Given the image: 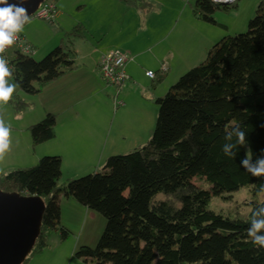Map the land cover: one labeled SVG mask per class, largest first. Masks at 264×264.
<instances>
[{
    "label": "trees",
    "instance_id": "trees-1",
    "mask_svg": "<svg viewBox=\"0 0 264 264\" xmlns=\"http://www.w3.org/2000/svg\"><path fill=\"white\" fill-rule=\"evenodd\" d=\"M120 1L142 14L154 10L149 0ZM236 7L237 3L213 5L210 0H197L193 13L205 23L218 25L216 12ZM248 28L237 40H220L203 63L157 99L159 112L148 143L128 154L110 156L101 172L61 185L62 158L54 155L0 176V191L38 196L45 203L40 235L23 264L48 247L50 231H59L62 242L69 239L70 232L61 223L60 195L107 221L96 248L83 246L76 254L85 263L264 264V249L254 246L247 234L251 214L264 200L251 202V211L243 218L208 209L212 196L244 186L250 187L254 197L262 193L264 176L253 177L241 161L247 148L253 161L264 149V0ZM84 36L82 25L65 35ZM64 46L61 42L41 61L15 46L8 48L4 58L13 71L9 83L17 85L9 103L17 113L29 107L22 95H38L76 68L73 52ZM236 124L246 132L247 145L234 149L233 159L223 154L222 147L235 142V137L226 141L224 136L225 129ZM56 125V116L47 114L30 126L32 145L55 139ZM191 178L205 179L210 190Z\"/></svg>",
    "mask_w": 264,
    "mask_h": 264
},
{
    "label": "crops",
    "instance_id": "crops-1",
    "mask_svg": "<svg viewBox=\"0 0 264 264\" xmlns=\"http://www.w3.org/2000/svg\"><path fill=\"white\" fill-rule=\"evenodd\" d=\"M98 1L109 4L108 9L98 15V38L101 40L98 47L80 54L72 41V47H68V50L73 52L76 68L48 84L40 94L26 95L31 107L25 114V130L43 120L47 114H53L57 118L56 137L52 141L40 144L39 148L33 150L32 140L23 138L21 145L29 153L26 162L35 166L44 156L58 155L62 158V174L70 176L69 180L86 174L83 172L98 173L103 163L100 161L103 142L108 141L117 117H121V125L119 124L118 134L113 137L107 157L120 154L117 150L121 147L127 146L134 150L149 141L152 136L151 123L153 116H156L152 102L163 94L160 86L156 87L155 81L162 75L167 76L175 67L171 46H168V51L167 46H163L167 38L163 32V16L162 19L159 16V22L153 29L150 26L155 7L152 12L142 14L120 0ZM56 6V20L60 21L62 32L68 34L77 25L85 26L82 22L69 23L68 20L72 17L68 8L69 1L62 3V9L57 3ZM118 8L122 10L120 16L115 12ZM63 22H66L65 26ZM116 50L134 58L126 67L129 79L120 89L103 83L98 73L100 59ZM162 64L168 66L165 74L160 72ZM150 68L158 69L154 79L146 76V72L153 71ZM26 96L22 95L23 98ZM118 99L124 105L116 108L115 101ZM112 105L116 112H113ZM111 113L114 120L110 123ZM22 154L24 155L23 151ZM58 203L62 211L61 223L67 230H70L71 223L64 218L65 212H71L74 216L79 213L90 215L91 210L71 198L60 195ZM46 251L47 248L32 258L29 264L36 263Z\"/></svg>",
    "mask_w": 264,
    "mask_h": 264
},
{
    "label": "rangeland",
    "instance_id": "rangeland-1",
    "mask_svg": "<svg viewBox=\"0 0 264 264\" xmlns=\"http://www.w3.org/2000/svg\"><path fill=\"white\" fill-rule=\"evenodd\" d=\"M49 1L59 4L60 9H62V3L69 1L68 8L72 13V17H70L68 21L70 24L76 22L84 23L85 39L66 38V34L62 32L59 24L60 21L58 20H55V23L53 24L48 21L28 20V22L24 24L23 31H21V33L31 43L36 52L31 55H26L27 57L33 58L36 61H41L53 49L60 46L61 42H65L66 46H64V49L69 51L68 47H72L69 42L70 39H73L72 45L76 47V51L80 54L88 52L92 48L98 47V43L101 41L98 38V15L103 14L104 11L108 9V2L100 3L98 0ZM149 1L155 7V13L151 17L152 23H150V26L153 29L159 22V16L161 19L163 16V23H160H162L163 32L167 37L166 43H164L163 46H167V51L169 49L168 46H171V51L173 52L175 59V67L172 68L161 83H156V87L160 86V90H163L161 97H164L170 88L175 85L183 75L206 60L210 49L220 40L227 37L237 40L240 34L246 33L249 29V21L256 17L257 8L263 0H237L235 2L237 3L236 8H233L230 11H217L214 15L215 20L218 24L227 26L229 29H225L219 25L208 24L199 20L193 13L197 0ZM112 7H114V5ZM115 12H117L119 16L122 14V10L120 8L115 10ZM119 20H121V17H119ZM63 23L65 26L66 22ZM61 37L62 39L64 37V39L62 40ZM150 69H152L153 72L158 70L157 68ZM142 76H144V74H142ZM24 98V101L28 103L27 99L29 97L26 96ZM157 99L158 97L152 102L156 115L153 116L151 123L152 135L155 130L154 127L156 126L157 115L159 112V106L156 105ZM120 100L121 99H118V101ZM30 107L31 106L20 113H17L9 102L0 107V118L5 121L6 125L11 126V144L4 158L0 160V176L6 175L18 169L31 167V165L26 162L29 157V153L26 152L24 147L21 145L23 138H30V140H32L28 131L29 127L27 130L24 128V126L27 125V116L25 114L29 112ZM112 108L113 112H116L113 105ZM120 119L121 117H117L114 120L111 113L110 123L114 120V128L112 133H110V136H108V141L103 142V150L100 160L101 162L103 161V163L99 168L100 170L98 173L103 170L107 159L110 157H107V155L111 151L110 144H112L111 142L113 141V137L118 134ZM37 123L35 122V124ZM38 146L34 147L32 145V149L34 150L39 148ZM126 147H121L117 150V153L122 155L134 151L132 148ZM22 151L24 152V155L22 154ZM112 155L114 154H111V156ZM100 161L98 164H100ZM83 173H86L83 175L86 176L91 172ZM83 176H79L77 178ZM69 177L70 176L67 174H64L61 180V185L66 184L69 179H71ZM191 181L203 189L210 190L211 188L210 183L205 179L191 178ZM263 200L264 192L254 197L251 194L250 187L244 186L237 191L225 193L221 197L212 196L208 209L225 216H238L243 218L249 215L251 211V202H261ZM89 214L90 215L87 216L86 213H79L74 216L71 212H65L64 218L69 219L71 223L69 239L62 242L60 240L59 231H50L47 239V251L45 254L40 256L34 264H92L85 263L83 259L77 258L76 254L83 246L92 249L96 248L105 231L107 221L104 216L95 211H90Z\"/></svg>",
    "mask_w": 264,
    "mask_h": 264
},
{
    "label": "clouds",
    "instance_id": "clouds-1",
    "mask_svg": "<svg viewBox=\"0 0 264 264\" xmlns=\"http://www.w3.org/2000/svg\"><path fill=\"white\" fill-rule=\"evenodd\" d=\"M230 0H210L213 5L217 3H228ZM23 0L9 3L8 0H0V54L11 47L17 40L18 34L23 31V26L28 22L29 16L27 9L22 6ZM13 71L9 67L8 61L0 55V107L6 105L12 99L13 92L16 89L15 83H9V78ZM264 127V125H261ZM224 139L234 143H224L222 147L223 154L230 158H235L240 146H246V132L241 129L239 124L231 126L230 130L225 129ZM11 126L6 125L5 121L0 118V160L4 158L10 148ZM251 148H247V153ZM261 155L255 161L247 155L241 161L242 167L253 177L260 178L264 176V149H261ZM259 191L264 192V183L259 187ZM250 226L247 228L248 237L251 243L259 249H264V203L256 207L250 218Z\"/></svg>",
    "mask_w": 264,
    "mask_h": 264
},
{
    "label": "water",
    "instance_id": "water-1",
    "mask_svg": "<svg viewBox=\"0 0 264 264\" xmlns=\"http://www.w3.org/2000/svg\"><path fill=\"white\" fill-rule=\"evenodd\" d=\"M43 1L23 0L22 6L31 16ZM45 209L38 196L0 191V264L24 263L40 235Z\"/></svg>",
    "mask_w": 264,
    "mask_h": 264
},
{
    "label": "built area",
    "instance_id": "built-area-1",
    "mask_svg": "<svg viewBox=\"0 0 264 264\" xmlns=\"http://www.w3.org/2000/svg\"><path fill=\"white\" fill-rule=\"evenodd\" d=\"M237 0H230L228 3H217L218 5H230L234 4ZM58 15V9L55 2H50L49 0L43 1L36 11L29 16V20H42L48 21L50 23L55 22ZM17 47L23 54L31 55L34 54L35 49L30 44V42L26 39V37L20 32L18 34V38L16 42L12 45ZM5 50L3 54L5 55ZM134 58L128 56L125 52L121 50H116L111 52L100 59L98 65V73L100 79L108 86H113L118 89L122 87V85L129 79V76L126 71L127 65L132 62ZM168 71V66L166 64H162L160 68V72L165 74ZM146 76L154 79L156 77V73L153 71L146 72ZM124 105L123 101H115V106L121 107Z\"/></svg>",
    "mask_w": 264,
    "mask_h": 264
}]
</instances>
